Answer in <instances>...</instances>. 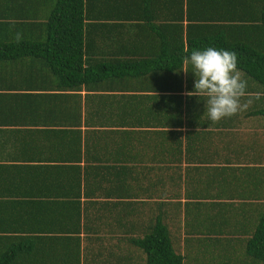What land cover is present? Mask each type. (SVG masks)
Returning <instances> with one entry per match:
<instances>
[{
	"label": "crops",
	"instance_id": "obj_1",
	"mask_svg": "<svg viewBox=\"0 0 264 264\" xmlns=\"http://www.w3.org/2000/svg\"><path fill=\"white\" fill-rule=\"evenodd\" d=\"M56 1L0 0V14L44 19ZM263 6L82 0L84 67L109 64L121 74L99 75L75 93L58 88L56 76L31 88L26 79L41 75L0 78L15 82L10 91L0 88V237L36 238L34 264H146L134 241L157 222L188 264H204L211 249L202 254L197 239L235 237L220 240L223 251L236 237H252L254 210L264 201L260 99L212 124L204 101L186 95L194 75L169 67L180 34L184 51L188 34L208 30L228 40L247 32L259 39ZM27 89L45 102L2 99ZM123 178L129 189L117 183Z\"/></svg>",
	"mask_w": 264,
	"mask_h": 264
},
{
	"label": "trees",
	"instance_id": "obj_2",
	"mask_svg": "<svg viewBox=\"0 0 264 264\" xmlns=\"http://www.w3.org/2000/svg\"><path fill=\"white\" fill-rule=\"evenodd\" d=\"M262 16H264V6ZM83 20L82 0H57L49 16L44 19L31 18L28 21L23 19L19 21L15 15L0 14V78L25 73L35 74L36 77L41 75L43 81L26 79L28 88H31L33 84H42L50 77L56 76L58 88L75 93L79 92L83 85L89 86L91 82H98L99 75L110 77L121 74L122 67L117 68L109 64L84 67ZM262 23L263 33L259 39L248 32L233 35L230 40L227 39L226 33L213 35L209 30L194 34L195 36L188 34L187 51L183 50V34H180L181 49L172 52L177 57L176 65L169 68L181 69L183 58L190 55L193 49L204 50L214 47L234 51L238 55V68L248 81L247 90L264 93V17ZM14 27L17 30L19 28L20 32L13 31ZM2 81L4 83L0 82V88L6 85L8 91L13 88L12 85H15L14 80L2 79ZM12 95L1 96L2 99L6 96L8 101L14 99L15 103L20 99L29 106L42 105L45 102L37 103L39 97L30 92V89L14 97ZM46 97L48 102L44 105L50 106L53 102L52 97L50 95ZM64 98L70 96L65 95ZM259 104L260 115L264 117V96L260 98ZM116 181L118 184L123 182L129 189L130 179L123 178ZM259 189H264V178L259 183ZM128 195L126 198L138 196ZM118 196L121 198V195ZM254 211L256 215L253 218L256 225L253 227L252 237H236L237 241L228 250H217L221 246L220 240L224 238L234 240L235 237H209V241L197 239L199 242L195 248H202V254L206 250L204 247L211 248L203 255L207 256L206 259L204 258V264H264V201H261L258 210ZM28 214L33 217V213L28 212ZM134 243L145 252L146 264H188L186 261L189 259L175 252L168 229L161 222H157L148 234ZM37 245L34 237H0V264H34L35 259L32 256ZM200 263L198 261L195 264Z\"/></svg>",
	"mask_w": 264,
	"mask_h": 264
},
{
	"label": "clouds",
	"instance_id": "obj_3",
	"mask_svg": "<svg viewBox=\"0 0 264 264\" xmlns=\"http://www.w3.org/2000/svg\"><path fill=\"white\" fill-rule=\"evenodd\" d=\"M182 63V72L195 77L194 91L186 95L204 101V115L212 124L247 111L254 100L264 96V93L248 92V81L238 68V55L234 51L214 47L193 49Z\"/></svg>",
	"mask_w": 264,
	"mask_h": 264
}]
</instances>
